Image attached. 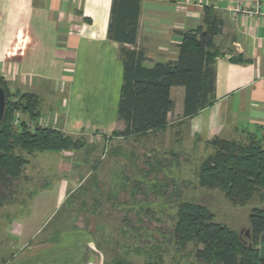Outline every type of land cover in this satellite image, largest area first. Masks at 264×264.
<instances>
[{
	"label": "crops",
	"instance_id": "crops-1",
	"mask_svg": "<svg viewBox=\"0 0 264 264\" xmlns=\"http://www.w3.org/2000/svg\"><path fill=\"white\" fill-rule=\"evenodd\" d=\"M113 2L0 0V76L12 91L39 97L40 120L71 137H111L123 130V50L142 54L147 67L174 61L182 34L202 26L204 7H212L222 20V33L215 39L223 54L214 64L215 100L185 118V90L173 88L172 99L176 94L181 99L174 111L189 123L197 144L210 146L217 138L243 142L248 136L264 141V16L234 17L231 7L237 0H140L133 45L109 36ZM54 153L60 155L50 159L63 160L59 171L43 176L25 209L0 207V264L99 262L88 228L54 223L75 189L73 157ZM36 154L26 155L25 168L41 176L32 168Z\"/></svg>",
	"mask_w": 264,
	"mask_h": 264
},
{
	"label": "trees",
	"instance_id": "trees-1",
	"mask_svg": "<svg viewBox=\"0 0 264 264\" xmlns=\"http://www.w3.org/2000/svg\"><path fill=\"white\" fill-rule=\"evenodd\" d=\"M139 15L140 0H114L110 38L135 45ZM221 33L222 20L212 7H204L202 26L182 34L176 60L147 67L142 54L123 50L119 118L126 127L115 135L140 138L166 128L175 109L173 88L185 90V118L209 107L215 100V60L223 56L215 43ZM0 86L7 96L5 117L0 123L1 207L13 190V181L28 164L26 155L77 151L82 145L56 127L38 124L41 101L37 95L12 91L1 76ZM247 138L254 139L258 146L243 147L238 145L241 142L214 139L209 143L214 153L199 173L201 187L223 190L233 205L247 204L256 196L264 200V141L255 136ZM247 231L248 240H244L237 231L216 221L205 206L184 202L178 206L174 239L181 249L192 245L196 259L203 264H264V208L252 209ZM113 264L132 263L116 258Z\"/></svg>",
	"mask_w": 264,
	"mask_h": 264
},
{
	"label": "rangeland",
	"instance_id": "rangeland-1",
	"mask_svg": "<svg viewBox=\"0 0 264 264\" xmlns=\"http://www.w3.org/2000/svg\"><path fill=\"white\" fill-rule=\"evenodd\" d=\"M174 100L179 107V95ZM178 113L176 108L166 128L140 138L73 137L82 145L81 150L68 151L73 157L75 189L54 223L88 228L95 239L98 264H113L116 258L132 264H203L192 245L181 249L174 239L178 206L184 202L205 206L216 221L248 240L251 211L264 208V200L256 196L247 204L233 205L223 190L200 186L202 164L214 148L197 144L189 123ZM238 145L258 146L252 138ZM58 155L36 154L32 168L41 176H32L24 168L4 204L23 211L43 176L59 171L63 160L50 159Z\"/></svg>",
	"mask_w": 264,
	"mask_h": 264
},
{
	"label": "built area",
	"instance_id": "built-area-1",
	"mask_svg": "<svg viewBox=\"0 0 264 264\" xmlns=\"http://www.w3.org/2000/svg\"><path fill=\"white\" fill-rule=\"evenodd\" d=\"M263 0H237V2L231 7V13L234 17L239 15H244L248 17H261L264 16V11L262 9ZM20 115L17 117V120L20 119ZM18 124L19 121H16ZM40 126L46 127L50 126L48 121L43 119L38 121ZM34 124H30V127L33 128Z\"/></svg>",
	"mask_w": 264,
	"mask_h": 264
},
{
	"label": "water",
	"instance_id": "water-1",
	"mask_svg": "<svg viewBox=\"0 0 264 264\" xmlns=\"http://www.w3.org/2000/svg\"><path fill=\"white\" fill-rule=\"evenodd\" d=\"M6 106H7V96L5 89L0 86V123L3 122L6 112ZM247 235H249V231H247ZM91 263L94 262V258L92 257L90 259Z\"/></svg>",
	"mask_w": 264,
	"mask_h": 264
}]
</instances>
